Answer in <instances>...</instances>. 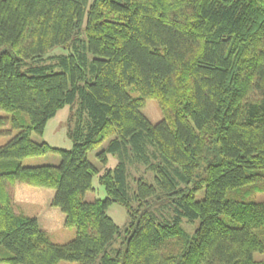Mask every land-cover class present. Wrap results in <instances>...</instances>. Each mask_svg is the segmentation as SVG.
I'll return each instance as SVG.
<instances>
[{
	"label": "trees",
	"instance_id": "1",
	"mask_svg": "<svg viewBox=\"0 0 264 264\" xmlns=\"http://www.w3.org/2000/svg\"><path fill=\"white\" fill-rule=\"evenodd\" d=\"M60 45L70 53L43 62ZM76 103L72 149L33 139ZM0 110L30 118L0 117V136L19 131L0 146V262L264 264V201L240 198L264 191V0H0ZM106 141L99 167L89 153ZM51 152L58 166L23 164ZM131 165L158 186L133 188ZM95 175L107 198L90 202ZM18 183L54 189L76 236L55 243L17 211Z\"/></svg>",
	"mask_w": 264,
	"mask_h": 264
},
{
	"label": "rangeland",
	"instance_id": "2",
	"mask_svg": "<svg viewBox=\"0 0 264 264\" xmlns=\"http://www.w3.org/2000/svg\"><path fill=\"white\" fill-rule=\"evenodd\" d=\"M93 0H89V3H92ZM70 53V48L66 45H60V46H55L53 47L48 55L47 59L43 62L45 63H54L51 61V57H59L64 54ZM92 57V56H90ZM57 61V59H55ZM60 68L57 67V71H59ZM133 95H137L136 93H133ZM145 114H147L153 122L158 123L164 118L163 111L161 109V106L159 102L156 99H149L147 101L146 107L144 108ZM14 116L18 117L20 120L24 122V124H29L30 123V118L26 113L23 112H7L0 110V117H9L12 121ZM79 117V105L76 103L74 106L72 105H66L63 107L59 112L52 117L45 128V132L43 135H39L37 133L33 134V139L39 142H48L51 146L59 149H72L74 146V141L70 136V129L71 126L74 124L75 119ZM5 129L12 130V133H8L5 135L0 136V146L7 144L19 131L17 129L12 128V123L5 127ZM109 144V141H106L103 145H101L98 149L92 151L89 153V159L97 166H100V162L98 161L97 154L102 151L104 148H106ZM56 159L61 160V156L58 153L51 152L46 155L42 156H37V157H29L25 160H23V163L26 164V166H29L28 164H33V162H36V164H48L55 162ZM118 158L114 155H110L109 161L107 163L108 168H115L116 165L118 164ZM42 162V163H38ZM33 166V165H31ZM130 181L131 185L133 188L137 187V181L135 180L136 177L138 178H144V180L150 184H154L158 186L157 181H156V174L155 172L147 169L145 166L142 165H135V166H130ZM104 170V169H102ZM94 186L95 190L90 191L86 194L85 199L87 201L93 202L97 199L104 200L107 198V192L105 190V187L100 183V178L98 175H95L94 177ZM198 199L201 200L204 198V191L199 192L197 195ZM241 199L244 200H256V201H264V191L263 192H258L255 193L254 191H250L246 193L245 195H240ZM159 206H156L155 209L160 210ZM108 214L115 220V222L121 226L122 228L128 223V220L130 218L129 212L127 208L119 203H113L109 209H108ZM200 221L196 220L195 222H192L191 225L187 223V220H185L183 226L187 227L188 230L194 232V230L199 226ZM72 233V236H76V229L74 227H69L66 228V230L62 231L61 234H59L57 242L59 243H65L68 241H71V236L70 234ZM74 236V237H75ZM120 244V240L116 245ZM2 250H0V257H2V252L1 251H6L4 250L5 248L2 247ZM255 258L257 260H262L264 259V253H255L254 254ZM0 264H6L4 262H0Z\"/></svg>",
	"mask_w": 264,
	"mask_h": 264
},
{
	"label": "crops",
	"instance_id": "3",
	"mask_svg": "<svg viewBox=\"0 0 264 264\" xmlns=\"http://www.w3.org/2000/svg\"><path fill=\"white\" fill-rule=\"evenodd\" d=\"M53 163L54 164H48L58 166L60 164V159H56ZM28 165L39 166L43 164H36V162H33V164ZM55 194L56 191L54 189L35 188L18 183L15 190L16 210L23 212L28 216L37 217L40 221L43 231H45L50 236L53 242L65 244L69 241L65 243L57 242L59 237L58 235L69 227L66 225L65 213H63L60 208L54 207L52 205ZM70 236L72 240L75 235L72 236L71 233Z\"/></svg>",
	"mask_w": 264,
	"mask_h": 264
}]
</instances>
